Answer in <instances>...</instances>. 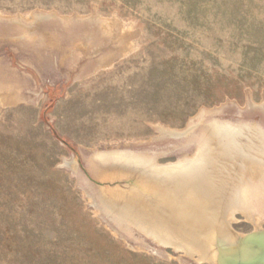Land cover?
I'll use <instances>...</instances> for the list:
<instances>
[{
	"label": "rangeland",
	"instance_id": "obj_1",
	"mask_svg": "<svg viewBox=\"0 0 264 264\" xmlns=\"http://www.w3.org/2000/svg\"><path fill=\"white\" fill-rule=\"evenodd\" d=\"M214 122L243 128L238 153ZM205 146L225 233L203 222L162 242L107 207L109 191L136 209L159 197L141 167L97 155L167 166ZM252 159L264 162V0H0V264L250 261L245 240L264 233Z\"/></svg>",
	"mask_w": 264,
	"mask_h": 264
},
{
	"label": "bare ground",
	"instance_id": "obj_2",
	"mask_svg": "<svg viewBox=\"0 0 264 264\" xmlns=\"http://www.w3.org/2000/svg\"><path fill=\"white\" fill-rule=\"evenodd\" d=\"M211 126H213L212 128H214L215 130L219 131L218 134L222 138H226L227 142L224 143L225 151H229V153L230 152L236 153L237 151H240V149L238 147L240 144L239 145L235 144L236 141H238V140L235 139L233 134H235L236 132L242 131L243 128L241 126L240 127H237V126L233 127L230 124H225V123L224 124L215 123L214 125H211ZM256 129H258V128H256ZM171 134L173 136L174 135L180 136L183 133L179 134V133H173L172 132ZM221 143H222V141H221ZM229 145H231V146H229ZM257 150H259V148ZM208 153H209L208 147L205 146L204 148H202L200 150L199 153H197L198 155L193 160H191L190 162H188V163L181 162L177 165L175 164V165H167V166H159L158 164L156 165L155 164L156 162L154 163L152 160L140 157V156L135 155V154H129V153L112 152V153H104V154L97 155V157L99 159H101L102 162L103 161H106V162L107 161H110V162L115 161V162L119 163L120 165L122 164V166L123 165L124 166L125 165H134V166L141 167V171H143L147 175V176H145V177H147V180L145 181V183H143V185L146 187V188L145 187L144 188L147 189V191L149 190L150 192L157 194L159 197V199L156 200V204L154 205V207L149 205L152 209L145 210L143 205L141 208L136 209L137 207L135 208V206L137 204V200H136L137 196H134V194H132V193H131L132 195H129V194L123 195V192L121 193L118 190L117 191H109L110 195H108V196L110 198H108L109 201L106 202L107 207L109 209H111L112 211H114L115 213H117L118 215H120L121 217H125L128 219L131 218L132 221H134L135 223H138L142 227V229H144L147 233H149L150 235H152L156 239H159L162 242H169V241L173 242L174 240H176L174 238H171L172 236H167L168 232H172V231L178 232L180 230H183V232H182L183 236L190 238V235L187 234L188 230H189V229L187 230V226H189L191 228L194 227L195 231L193 233L195 235L201 234V232L204 230H205L204 232H207V234H209V235L211 234V232L212 233L213 232L214 233H216V232L217 233H219V232L225 233V231H226L225 226L223 224H217L216 220L218 217L215 214H213V212L211 213V208L213 206V203L216 201L218 202L217 198H219V197H216L214 195H217V193H218L217 191L221 190L223 188V186H221L222 184L221 185L218 184L219 182L218 183L214 182L213 178L215 177V175H212L209 173L204 174L205 170H206L205 167L207 165H205L204 167L199 166L201 164L200 162H202L204 160V155H206ZM222 153H224V152L222 151ZM220 154H221V151H220ZM256 160L257 159L250 160V161H252L251 162L252 164H250V167L248 165V167L252 173H254V174L258 173V174L264 176V162H260V161H256ZM212 164L211 165L209 164L211 166V168H212ZM241 165H243V164H241ZM208 168H209V166H208ZM242 168H244V167H242ZM135 171L137 172V170H135ZM249 174L251 175V173H249ZM130 177L132 178V176H130ZM138 177H139V175H138ZM141 179H143V177ZM215 181H216V179H215ZM240 186H241V184H240ZM138 188H139V186H138ZM181 194L182 195L184 194V197H182ZM237 195H238V193L236 194V196L234 195L235 197H233V199H236L239 201H241V200L244 201L245 196H241V194L239 196H237ZM117 199H119L120 201L119 200L117 201ZM137 199L140 200L139 198H137ZM150 201H151V199H150ZM152 202H154V201H151L150 203H152ZM197 202H198V204H197ZM140 203H141V201H140ZM140 203H138V204H140ZM146 205H147V203H146ZM215 207H218V206H215ZM213 208H214V206H213ZM156 210H160V211L156 213ZM199 213H202L203 216L202 217L198 216L197 214H199ZM190 220H192V222H189ZM203 222H207L208 226L205 229L203 228L204 230L202 229V231H200L201 228L198 229L199 228L198 225L203 223ZM216 224H217V226L214 227L212 230H210L209 227L211 225H216ZM219 236H221V235H219ZM241 243H243V242H241ZM263 245H264V243H263ZM250 248H251V246H250ZM242 251H243V249H242ZM240 253L241 252L238 251V255ZM205 254L207 255L206 252H205ZM242 256H244V255H242ZM239 261H241V260H239Z\"/></svg>",
	"mask_w": 264,
	"mask_h": 264
},
{
	"label": "water",
	"instance_id": "obj_3",
	"mask_svg": "<svg viewBox=\"0 0 264 264\" xmlns=\"http://www.w3.org/2000/svg\"><path fill=\"white\" fill-rule=\"evenodd\" d=\"M249 241V244H251V248L254 250L255 254L251 257H254V259L252 258V260L247 261L245 263H241V264H264V233L262 234H257V235H253L247 238V240H245V242L247 243ZM245 243V244H246ZM249 247H245V249H247ZM249 250V249H247ZM253 252V253H254Z\"/></svg>",
	"mask_w": 264,
	"mask_h": 264
}]
</instances>
